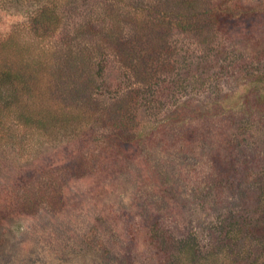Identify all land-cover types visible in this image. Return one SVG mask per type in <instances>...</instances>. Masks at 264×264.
I'll return each instance as SVG.
<instances>
[{
    "label": "rangeland",
    "instance_id": "374dc122",
    "mask_svg": "<svg viewBox=\"0 0 264 264\" xmlns=\"http://www.w3.org/2000/svg\"><path fill=\"white\" fill-rule=\"evenodd\" d=\"M101 1L77 0L78 20L97 18ZM40 2L0 0V34L27 26ZM250 6L264 10L263 0H243L236 11ZM69 8L66 32L76 21ZM242 16L215 44L175 36L178 75L151 91L137 148L107 145L102 129L73 142L24 129L0 133V264H158L142 231L156 222L173 240L214 242L224 216L241 210L243 180L250 189L264 180V164L252 168L255 157L264 158V113L255 109L249 83L264 74V18ZM103 66L101 93L109 104L133 81L113 54ZM213 157L234 166L229 175L216 170ZM245 161L251 170L243 179L234 171ZM77 165L83 173L68 178ZM51 178L67 184L64 208L25 211L27 196Z\"/></svg>",
    "mask_w": 264,
    "mask_h": 264
},
{
    "label": "trees",
    "instance_id": "16d2710c",
    "mask_svg": "<svg viewBox=\"0 0 264 264\" xmlns=\"http://www.w3.org/2000/svg\"><path fill=\"white\" fill-rule=\"evenodd\" d=\"M39 1L27 26L0 34V133L24 129L73 142L102 129L108 132L105 143L122 150L144 143L142 113L155 99L151 91L178 75L175 36L188 34L201 44H215L220 30L237 22V16L264 18V10L255 12L251 6L236 11L243 0H102L100 15L80 22L77 0ZM70 5L77 22L66 32ZM107 54L115 56L133 81L109 104L102 98L100 81ZM249 83L257 93L253 105L264 113V74ZM213 159L216 170L226 169L229 175L234 166ZM252 164L258 169L264 158L255 157ZM250 166L243 162L236 176L242 173L244 179ZM80 172L77 165L67 177ZM243 181L241 210L224 216L208 247L195 236L173 240L158 222L145 229L148 233L142 230L158 264H264V180L254 189L246 186L247 178ZM64 184L63 178L48 179L41 193L27 196L23 209L34 213L42 204L63 209Z\"/></svg>",
    "mask_w": 264,
    "mask_h": 264
}]
</instances>
